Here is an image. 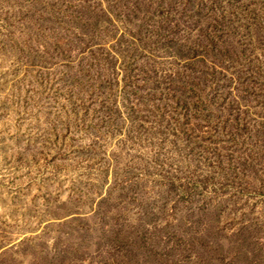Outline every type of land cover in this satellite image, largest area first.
I'll list each match as a JSON object with an SVG mask.
<instances>
[{"label": "rangeland", "instance_id": "rangeland-1", "mask_svg": "<svg viewBox=\"0 0 264 264\" xmlns=\"http://www.w3.org/2000/svg\"><path fill=\"white\" fill-rule=\"evenodd\" d=\"M0 264H264V0H0Z\"/></svg>", "mask_w": 264, "mask_h": 264}]
</instances>
